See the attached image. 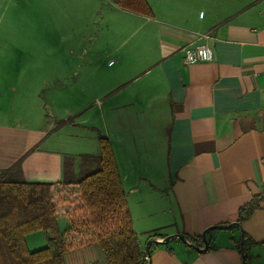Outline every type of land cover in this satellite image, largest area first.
Returning a JSON list of instances; mask_svg holds the SVG:
<instances>
[{
  "label": "crops",
  "instance_id": "0c3cea01",
  "mask_svg": "<svg viewBox=\"0 0 264 264\" xmlns=\"http://www.w3.org/2000/svg\"><path fill=\"white\" fill-rule=\"evenodd\" d=\"M3 2L0 171L20 161L27 181L54 183V198L78 197V186L60 183L65 157L78 172L82 154L99 153L102 134L113 146L145 251L148 234L183 233L203 248L207 228L241 224L210 229L204 252L178 237L152 244L151 264H243L242 232L247 264H264V199L239 221L240 208L264 193V0H148L151 16L110 0H42L50 16L44 25L61 29L47 46L36 37V0ZM201 34L209 38L198 42L208 43L215 58L185 63L182 48ZM52 46L56 65L106 68L108 84H75L72 92L35 83L29 74L36 57L46 69ZM88 108L102 123L91 122ZM58 223L61 231L71 226L59 212ZM27 245L41 249L47 235L30 233ZM64 259L106 264L95 241Z\"/></svg>",
  "mask_w": 264,
  "mask_h": 264
},
{
  "label": "trees",
  "instance_id": "16d2710c",
  "mask_svg": "<svg viewBox=\"0 0 264 264\" xmlns=\"http://www.w3.org/2000/svg\"><path fill=\"white\" fill-rule=\"evenodd\" d=\"M110 1L126 10L153 15L148 0ZM72 163V158L65 157L60 183L78 186L81 212L65 231L58 223L54 183L27 181L20 161L0 171V264H65L64 255L89 238L100 244L106 264H147L110 140L99 134V153L82 154L78 172ZM263 199L264 193H259L243 205L239 221L260 207ZM36 231L47 235V245L31 251L27 236Z\"/></svg>",
  "mask_w": 264,
  "mask_h": 264
},
{
  "label": "rangeland",
  "instance_id": "374dc122",
  "mask_svg": "<svg viewBox=\"0 0 264 264\" xmlns=\"http://www.w3.org/2000/svg\"><path fill=\"white\" fill-rule=\"evenodd\" d=\"M38 7L40 8V12L36 14V37L39 38V45H46L52 43L53 40H59L61 38V29L58 26H49L44 25V21L49 20L50 16L44 14L43 6H42V0H36ZM6 3L9 4V0H6ZM40 3V4H39ZM0 17L3 14L5 4L3 0H0ZM10 11V9H6L5 12ZM56 17H59V12H56ZM1 21L5 23V19ZM57 22V20H56ZM38 47V44L37 46ZM53 54V55H52ZM56 51L55 47L52 46V53L49 57H46V60L48 61V65L46 66V69H43L40 65L43 64V58L36 57L37 66L32 67L34 70V73H30L29 75L32 77L33 81L37 84H65L68 89L72 88L71 91L74 92L76 85L75 84H87L89 86L91 85H105L109 82V71L106 68H71L68 67V70L66 71L64 67L56 65ZM35 59V58H34ZM18 76V74H16ZM25 77V76H24ZM23 77V78H24ZM22 78V79H23ZM7 80L6 76H3V79H0V81ZM15 80V79H14ZM13 80V81H14ZM28 84V83H27ZM29 84H32V80L29 81ZM87 107H90L88 105ZM86 113L88 117H92L91 122L93 123H102L100 120L101 116L100 113L97 112L96 109L88 108L86 110ZM84 116V115H83ZM96 125V124H95ZM93 138V137H92ZM95 140V137H94ZM96 141V140H95ZM80 197V196H79ZM61 198V199H60ZM66 198V199H65ZM54 203L57 207V213L60 214H66L71 221L75 219V217L79 216L80 214V200L75 196V194H71L70 197H64L60 195L57 198H54ZM64 205H66L64 207ZM72 216V218H71ZM73 232V231H71ZM76 232V231H75ZM149 239H153V234H148ZM89 241H92L94 239L89 238ZM87 241V242H89Z\"/></svg>",
  "mask_w": 264,
  "mask_h": 264
},
{
  "label": "built area",
  "instance_id": "2783aa9c",
  "mask_svg": "<svg viewBox=\"0 0 264 264\" xmlns=\"http://www.w3.org/2000/svg\"><path fill=\"white\" fill-rule=\"evenodd\" d=\"M209 38L208 34H201L198 36L197 40L184 46L182 52L184 55V62L188 64L207 62L215 58L214 49L206 42L199 43L198 40ZM114 60L109 62V65H112ZM145 258L148 260V255H145Z\"/></svg>",
  "mask_w": 264,
  "mask_h": 264
},
{
  "label": "water",
  "instance_id": "95a60500",
  "mask_svg": "<svg viewBox=\"0 0 264 264\" xmlns=\"http://www.w3.org/2000/svg\"><path fill=\"white\" fill-rule=\"evenodd\" d=\"M234 226H237V227H240L241 228V224L240 222H234V223H230V224H222V225H214V226H211L209 228H207L202 236H203V239L205 241V247L203 248H200L198 247L197 245L189 242V240L187 239V237L185 236V234L183 233H178V234H174V235H169L163 239H158V238H153V239H150L148 244H147V255H148V262L147 264H151V245L152 244H162V243H168L173 237H178L180 238L183 242L189 244L191 247L195 248L196 250L200 251V252H204L206 251L208 248H209V242L207 240V232L210 230V229H213V228H221V229H228V228H232ZM244 238H245V234L242 232V240H241V248H242V252H243V257H244V260H243V264H247V260H246V256H245V248H244Z\"/></svg>",
  "mask_w": 264,
  "mask_h": 264
}]
</instances>
